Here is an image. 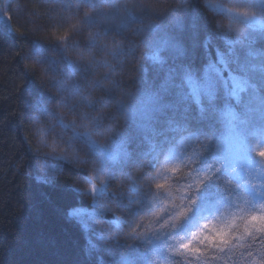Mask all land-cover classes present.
Listing matches in <instances>:
<instances>
[{"label":"snow or ice","instance_id":"snow-or-ice-1","mask_svg":"<svg viewBox=\"0 0 264 264\" xmlns=\"http://www.w3.org/2000/svg\"><path fill=\"white\" fill-rule=\"evenodd\" d=\"M82 2L94 13L85 14L88 24L101 16L109 20L105 5L115 14L126 11L120 28L138 19L117 0ZM205 7L226 17L227 27L209 29L191 11L192 0H179L165 14V24L150 28L137 91L119 106L127 121L124 131L101 142L94 132L110 131L107 124L80 115L85 130L73 135L94 153L95 162L92 176L85 177L87 187L73 191L91 197V203L70 205L64 215L81 228L91 264H238V249L243 264H264V147L257 153L261 159L253 158L245 131L258 120L264 133V15L253 11L264 13V0H237L235 9L223 0H206ZM90 40L94 47L96 41ZM32 52L42 58L43 46L34 44ZM65 67L77 70L70 61ZM79 87L61 85L69 91ZM58 123L67 127L62 119ZM49 147L58 160H78L55 143ZM161 157L162 171L172 174V182L156 183V192L142 191L141 177L127 169H154ZM45 170L57 172L51 165ZM117 172L125 188L114 193L109 187ZM113 196L127 201L131 219L102 206L105 197ZM233 207L239 212H230ZM106 213L114 217L108 223L115 236L96 226ZM141 215L147 223L137 219ZM124 223L130 229L127 239L136 242L127 253L116 243Z\"/></svg>","mask_w":264,"mask_h":264},{"label":"trees","instance_id":"trees-1","mask_svg":"<svg viewBox=\"0 0 264 264\" xmlns=\"http://www.w3.org/2000/svg\"><path fill=\"white\" fill-rule=\"evenodd\" d=\"M117 3L126 5L127 10L138 17L126 28H120V18L127 21L123 8L115 14L105 5L103 12L109 14V20L105 21L101 16L95 24H88L85 12L94 13L82 0H0V12L5 14V20L0 16V264H91V258L83 251L86 240L81 228L64 215L70 205H90L91 197L73 191L74 187H81V181L89 174L88 169L52 158L50 162L57 169L56 174L49 180L40 179L39 150L31 136V124L38 112L35 100L51 97L48 79L53 74L52 67L58 65L70 83L79 86L90 78V73L77 63H74L76 71L65 67L72 62L63 57L65 45L86 52L95 49L96 44L110 40L115 32L116 38L123 42L124 64L119 69L121 87L132 95L137 91L138 69L151 40L150 28L165 24V14L171 13L179 0H117ZM141 9L147 12L143 14ZM191 11L198 12L204 24L213 29V22L202 13L199 0H192ZM90 38L96 41L94 47ZM34 44L43 46V57L47 62L33 56ZM197 67H201L199 61ZM96 96L100 97L98 102L82 112L74 110V114L101 113L102 123L112 124L115 132L124 131L127 121L119 107L103 91L97 92ZM70 119L71 115L62 119L67 127L55 118L48 122L58 135L71 136L73 143L79 146L83 141L71 132ZM245 131L248 138L259 145L256 149L259 152L264 147V133L260 131L259 121L250 123ZM252 135L255 136L251 138ZM77 153L82 156H76L78 159L95 158L87 146ZM253 158L258 159L254 151ZM163 163L161 157L154 169L141 171L139 167H132L127 170L141 177L137 183L142 191L151 187L156 192V183L172 182V174L162 171ZM124 188V177L117 172L109 191L118 193ZM239 203L243 207L242 202ZM106 204L123 219H131L126 200L113 196L107 198ZM229 211L238 213L239 209L233 207ZM107 217L113 218V215ZM137 219L147 223L143 215ZM122 229L116 243L119 251L127 253L136 247V242L125 235L130 231L127 223ZM255 250L260 251L261 246L257 245ZM241 251L237 250L235 258L243 264Z\"/></svg>","mask_w":264,"mask_h":264},{"label":"clouds","instance_id":"clouds-1","mask_svg":"<svg viewBox=\"0 0 264 264\" xmlns=\"http://www.w3.org/2000/svg\"><path fill=\"white\" fill-rule=\"evenodd\" d=\"M206 0H199L200 9L202 13L213 22V28L227 27L229 21L226 17L211 12L205 7ZM226 8L235 9L237 6V0H223ZM143 14L147 12L145 9L140 10ZM256 15H264L259 10H253ZM90 15V12H85ZM241 34L245 31L243 24L239 25ZM119 31V26L117 27ZM63 57L66 60H71L73 63H77L80 67L90 73V78L87 83L79 87V91H69L61 88L62 84H70V79L63 73L62 69L58 65L51 68L52 75L48 79L49 91L51 97L47 99L37 98L34 106L38 109L37 114L33 117L31 124V136L38 147V158L41 161L47 159L50 153L47 151L50 142H56L64 149L65 152H79L86 149V145L83 143L77 146L72 141L71 136H60L54 126L48 121L52 118L63 119L65 116L71 115L69 121L70 130L83 131V122L80 116L74 114V110H81V112L88 106L87 100H91L92 104L98 102L100 97L96 96L97 92L103 91L107 93L111 102L117 107L121 102L127 103L132 93L121 87L119 76L120 67L124 64L123 59V42L116 38V33L110 40L96 44L95 49H89L88 51H80L77 49H70L67 45L63 47ZM44 62H47L46 57L41 58ZM87 98V100L85 99ZM41 108H46V111H41ZM97 119L102 121L103 116L101 113H95L90 115L89 119ZM107 124V123H105ZM110 131L105 132L104 129L94 132V137L102 142H107L112 138L115 133L114 126L107 124ZM41 129L44 130V135H41ZM72 163L74 166H86L88 168V177L92 176L93 164H89L86 160H66ZM46 165L44 166V171ZM97 184L100 183L99 178L96 180ZM81 187H87V181L85 178L81 181Z\"/></svg>","mask_w":264,"mask_h":264},{"label":"rangeland","instance_id":"rangeland-1","mask_svg":"<svg viewBox=\"0 0 264 264\" xmlns=\"http://www.w3.org/2000/svg\"><path fill=\"white\" fill-rule=\"evenodd\" d=\"M0 16H1V19L2 20H5V14H4V12L3 11H1L0 12ZM258 121V120H257ZM255 135H252V137L251 138H253ZM251 140V139H250ZM252 141V140H251ZM253 142V141H252ZM53 143H55L56 144V142H52L51 144H53ZM50 144V145H51ZM58 145V144H57ZM253 146H254V152L257 154L258 153V151H256V149H258L259 148V145L255 142H253ZM48 148H50L49 146H48ZM62 147L60 146V145H58V150L59 149H61ZM48 152H50V149H49V151ZM66 154H68L70 157L72 156V155H75V156H79V157H82L79 153H77V152H66ZM258 156V155H257ZM52 158H54V156H52V155H50V156H48L47 157V159L46 160H44V161H41L40 160V164H39V176H40V179H42V180H49L50 179V177L53 175V174H51V173H49V172H46V171H44V166L45 165H51L52 167H54V165L50 162V160L52 159ZM87 160V162L89 163V164H93L94 162H95V158L94 157H87L86 158ZM261 159V157H259L258 156V159L257 160H260ZM88 169V168H87ZM255 183H258V181H254ZM106 200H107V197H105L102 201H101V204H102V206H107V204H106ZM108 214H111L112 215V213H106L105 214V216L103 217V220H101V221H97L96 222V226L98 227V228H102V229H104L106 232H109L111 235H113L114 233H115V231L111 228V226H110V224L108 223L109 221H111L113 218H108L107 217V215ZM117 215V214H116ZM119 216V215H118ZM121 217V216H120ZM121 219L123 220V218L121 217ZM123 225L124 224H122L121 225V228L123 227ZM238 264H240V263H238Z\"/></svg>","mask_w":264,"mask_h":264}]
</instances>
